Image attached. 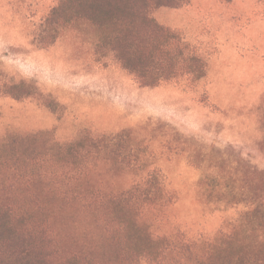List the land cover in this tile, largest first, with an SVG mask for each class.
<instances>
[{
    "label": "rangeland",
    "instance_id": "obj_1",
    "mask_svg": "<svg viewBox=\"0 0 264 264\" xmlns=\"http://www.w3.org/2000/svg\"><path fill=\"white\" fill-rule=\"evenodd\" d=\"M56 2L0 0V141L49 131L65 143L84 132L132 129L126 153L141 161L128 171L115 164V173L124 172L113 188L161 171L173 199L150 221L155 236L230 231L246 206L216 198V187H243L264 201V0H190L154 10L158 23L179 30L207 61L201 80L157 87L139 86L110 55L97 61L81 28L64 30L51 46L37 44L36 30ZM19 81L32 84L34 96L2 94L4 84ZM52 227L59 241L101 262L94 251L100 231L84 215L63 210Z\"/></svg>",
    "mask_w": 264,
    "mask_h": 264
},
{
    "label": "trees",
    "instance_id": "obj_2",
    "mask_svg": "<svg viewBox=\"0 0 264 264\" xmlns=\"http://www.w3.org/2000/svg\"><path fill=\"white\" fill-rule=\"evenodd\" d=\"M189 2L57 0L34 41L45 48L64 30L81 28L93 40L97 61L110 55L141 87L181 79L195 83L206 75V59L179 30L153 17L157 8ZM2 94L21 100L34 96L35 87L25 81L4 84ZM132 132H84L65 143L49 131L2 139L0 264H264V201L248 196L243 187L220 186L213 192L220 200L246 206L230 231L211 238H191L180 231L155 236L150 221L173 199L161 171L153 168L126 188H113L119 175L141 161L126 153ZM115 164L123 168L121 174L111 169ZM258 174L264 176V170ZM63 210L84 215L99 229L101 243L94 251L101 262L91 263L89 250L76 253L59 241L52 222Z\"/></svg>",
    "mask_w": 264,
    "mask_h": 264
}]
</instances>
